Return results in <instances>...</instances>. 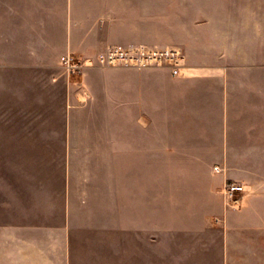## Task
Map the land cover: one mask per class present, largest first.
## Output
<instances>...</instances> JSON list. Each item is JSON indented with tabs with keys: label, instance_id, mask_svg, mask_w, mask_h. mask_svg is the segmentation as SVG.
<instances>
[{
	"label": "crops",
	"instance_id": "obj_1",
	"mask_svg": "<svg viewBox=\"0 0 264 264\" xmlns=\"http://www.w3.org/2000/svg\"><path fill=\"white\" fill-rule=\"evenodd\" d=\"M177 17L183 31L148 43V0H0L3 101L31 104L15 111L30 125H0V151L15 152L0 158V264H206L203 241H149L148 215L165 207L224 218L216 264L233 263L239 235L264 231V177L249 169L264 167L258 39L238 50ZM117 43L176 46L185 64L178 76L61 64ZM51 102L59 127L44 121ZM227 181L249 188L239 208L224 205Z\"/></svg>",
	"mask_w": 264,
	"mask_h": 264
},
{
	"label": "rangeland",
	"instance_id": "obj_2",
	"mask_svg": "<svg viewBox=\"0 0 264 264\" xmlns=\"http://www.w3.org/2000/svg\"><path fill=\"white\" fill-rule=\"evenodd\" d=\"M177 16L183 21L181 25L186 21H190L188 26L193 24L194 26H199V29L195 28V31L200 33L209 36L219 34L222 37L235 39V41L239 40L241 48L237 47L238 50H242L243 46H248V40L258 39L259 58L260 61H264V0H148L146 31L148 43H153L156 40L155 38L170 35L173 31H183L177 25L178 22L175 20ZM4 91L1 86L0 125H30V121L26 118L16 119L15 111L17 106H20L22 111L27 110L31 104L6 103L3 101L5 98L2 95ZM19 91L20 93H26L22 87H20ZM41 107L45 110L46 119L44 121H46V125L52 127L62 125L60 102L40 104ZM12 116H14V119ZM12 153L15 152L0 151V158L10 159ZM253 157L263 158V152H257ZM249 169L255 171L254 176L261 177L260 180L263 179L264 167L256 166ZM222 188L223 186L221 187V192ZM197 200L195 201L197 202ZM172 201L171 199L164 200L166 206H171ZM176 201L178 202V200ZM240 204L236 208H239ZM209 217L212 225H206L202 221L203 215L174 214L171 208L165 207L162 215L149 213L148 239L149 241H154L156 238L162 237L165 241L171 239L203 241L210 248H208L206 253L199 254L201 260L206 264H216L220 257L222 232L214 225H219L223 228L221 222L224 218L220 215ZM202 222L204 225H201ZM237 243L238 249L231 254L233 258L232 264H264V231L253 230L250 233L246 232L245 236L239 235Z\"/></svg>",
	"mask_w": 264,
	"mask_h": 264
},
{
	"label": "built area",
	"instance_id": "obj_3",
	"mask_svg": "<svg viewBox=\"0 0 264 264\" xmlns=\"http://www.w3.org/2000/svg\"><path fill=\"white\" fill-rule=\"evenodd\" d=\"M60 61L69 73L80 72L88 66H132L138 68L165 66L169 68L173 76H178L185 64V56L180 48L172 45L117 43L94 56L76 58L71 54H64L60 57ZM216 169H218L217 166ZM248 190L245 183L225 182L222 188L224 205L238 207L242 196Z\"/></svg>",
	"mask_w": 264,
	"mask_h": 264
}]
</instances>
